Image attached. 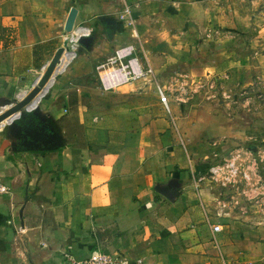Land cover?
<instances>
[{
	"label": "crops",
	"instance_id": "crops-1",
	"mask_svg": "<svg viewBox=\"0 0 264 264\" xmlns=\"http://www.w3.org/2000/svg\"><path fill=\"white\" fill-rule=\"evenodd\" d=\"M198 6L0 0V107L33 90L66 36L90 31L31 111L1 123L0 264H74L96 248L128 264H264V231L233 221L221 208L230 204L199 181L175 119L154 116L161 103L152 89L99 88L97 65L124 46L142 48L152 68L158 59L168 66L162 49L181 50ZM125 7L131 20L121 19Z\"/></svg>",
	"mask_w": 264,
	"mask_h": 264
},
{
	"label": "rangeland",
	"instance_id": "rangeland-1",
	"mask_svg": "<svg viewBox=\"0 0 264 264\" xmlns=\"http://www.w3.org/2000/svg\"><path fill=\"white\" fill-rule=\"evenodd\" d=\"M196 4L198 23L188 22L192 31L183 36L181 50L162 49L172 62L167 66L156 60L152 78L129 85L151 88L157 103L158 87L166 90L171 111L160 105L154 116L175 119L198 164L199 181L230 204L221 208L231 212L233 221L264 231V0ZM137 56L147 63L142 48ZM19 102L12 96L0 107V116ZM27 111L26 106L8 117V124Z\"/></svg>",
	"mask_w": 264,
	"mask_h": 264
},
{
	"label": "built area",
	"instance_id": "built-area-1",
	"mask_svg": "<svg viewBox=\"0 0 264 264\" xmlns=\"http://www.w3.org/2000/svg\"><path fill=\"white\" fill-rule=\"evenodd\" d=\"M131 16L132 12L130 8L125 7L121 19L129 18L131 20ZM89 34L90 31L87 29L77 28L72 34L66 36V44L63 45V55L67 54L68 59L66 60L64 69L56 76L63 74L77 59L80 51V40ZM96 71L99 88L102 92H112L126 85L147 80L154 76L153 68L137 56V48L134 45L124 46L115 50L110 57L97 65ZM158 94L164 111L170 113V98L168 93L163 87H158ZM216 172L215 168L211 171L212 174ZM7 190L4 185H0V194L6 193ZM212 229L216 233L222 231L220 225H215ZM74 264H128V261L121 254L113 255L100 248H96L87 259L76 261Z\"/></svg>",
	"mask_w": 264,
	"mask_h": 264
},
{
	"label": "water",
	"instance_id": "water-1",
	"mask_svg": "<svg viewBox=\"0 0 264 264\" xmlns=\"http://www.w3.org/2000/svg\"><path fill=\"white\" fill-rule=\"evenodd\" d=\"M71 22V19H70ZM66 44V43H65ZM64 53V48L61 47L58 49L55 57L52 59L51 63L48 65L46 68L45 73L40 77V79L36 82L34 88L32 91L27 93L25 96L19 95L20 102L15 104L14 106L12 105V109H10L7 113L4 115L0 116V123L5 120L6 118L14 115L16 112L23 110L40 92V88L47 87L49 86V83L51 82L52 78L55 79L54 77V71L56 69V66L61 59L62 55ZM23 96V97H21ZM25 113V112H24ZM24 113H21V117L24 115Z\"/></svg>",
	"mask_w": 264,
	"mask_h": 264
}]
</instances>
